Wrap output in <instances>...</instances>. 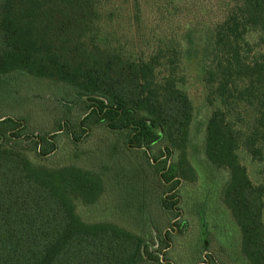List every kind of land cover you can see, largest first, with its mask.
I'll use <instances>...</instances> for the list:
<instances>
[{"label":"trees","instance_id":"trees-1","mask_svg":"<svg viewBox=\"0 0 264 264\" xmlns=\"http://www.w3.org/2000/svg\"><path fill=\"white\" fill-rule=\"evenodd\" d=\"M202 22L205 45L195 41ZM191 71L216 103L204 153L229 173L221 200L241 232L239 258L264 264V183L252 181L238 153L244 141L264 158V0H0V264H165L159 252L168 232L154 240L136 221L138 233L85 220L79 205L98 202L104 177L49 155L65 130L78 143L101 124L146 157L162 143L149 164L169 192L193 181ZM12 74L73 89L52 132H34L28 116L1 109L6 98L22 99L8 86ZM76 104L78 120L66 113ZM240 111L246 131L230 117ZM178 201L163 195L160 205L177 216ZM201 223L208 249L205 217ZM209 262L202 264H219Z\"/></svg>","mask_w":264,"mask_h":264},{"label":"rangeland","instance_id":"rangeland-1","mask_svg":"<svg viewBox=\"0 0 264 264\" xmlns=\"http://www.w3.org/2000/svg\"><path fill=\"white\" fill-rule=\"evenodd\" d=\"M207 27L208 23L202 22L195 30L197 44L207 43ZM6 79L10 89L22 99L12 101L6 98L1 109L12 110L10 113L16 116H28L34 132L40 128L52 132L56 117L62 118L65 114L62 101L75 97V92L68 85L48 79L27 74H12ZM185 87L194 104L187 149L196 171L193 181L182 180L175 190L169 192L167 184L160 179L162 172L149 164L151 158L159 155L162 143L154 145L146 157L141 152L143 148H136L128 143L125 136L119 137L101 124L94 126L78 143L68 137L66 130L59 134L58 149L49 155V162L74 163L100 172L105 180V191L96 204H80V215L87 221L112 220L130 229L136 227L134 221L143 228L148 225V235L151 234L150 239L154 240L159 238V234L164 236L168 232L163 244L165 248L159 252L161 256L165 255V264L171 258L176 264H202L206 259L219 264H246L239 258L241 232L221 200L229 173L214 167L204 153L206 125L216 103L209 101L208 91L195 72L191 71ZM72 107L70 112L66 111L71 119L78 120L84 116L81 105ZM16 109L19 110L16 112ZM244 115L241 111L232 112L230 117L246 131ZM238 153L252 181L264 183V158L255 157L244 141ZM162 159L158 158L159 161ZM173 193L179 200L177 216L166 213L160 205L163 195ZM202 217L207 223L208 249L203 247Z\"/></svg>","mask_w":264,"mask_h":264}]
</instances>
